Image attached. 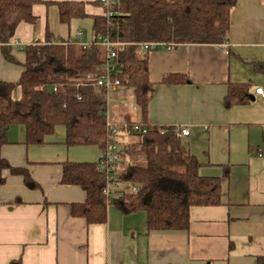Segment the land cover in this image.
I'll return each mask as SVG.
<instances>
[{
  "label": "crops",
  "instance_id": "0c3cea01",
  "mask_svg": "<svg viewBox=\"0 0 264 264\" xmlns=\"http://www.w3.org/2000/svg\"><path fill=\"white\" fill-rule=\"evenodd\" d=\"M86 9L90 15L104 12L90 4ZM33 14L36 23H21L11 41L15 62L5 59L0 46V81H19L23 48L43 43L47 29L63 41L92 40H77L76 34L72 39L54 4L37 5ZM255 63L263 70L256 71ZM171 74L188 75L190 82L163 85ZM149 77L154 90L147 123L189 130L181 141L201 164L202 176L221 178V205L191 208L185 231H148L146 213L123 216L112 205L105 224H88L72 215V205L86 201L85 192L61 183L67 161L30 155L23 140L12 138L11 126L1 156L27 168L39 187L30 189L23 177L4 173L0 264H264V99L255 94L264 89V0H238L224 45H179L149 53ZM242 83L250 84V102L227 109L229 86ZM124 90L113 95L109 121L121 125L128 116L140 124L138 106L133 117L129 112L116 117L119 107L129 108Z\"/></svg>",
  "mask_w": 264,
  "mask_h": 264
},
{
  "label": "trees",
  "instance_id": "16d2710c",
  "mask_svg": "<svg viewBox=\"0 0 264 264\" xmlns=\"http://www.w3.org/2000/svg\"><path fill=\"white\" fill-rule=\"evenodd\" d=\"M238 0H115L110 6L100 0H0V46L6 60L15 62L10 44L21 23L35 24L33 8L54 4L63 25L91 19L92 40L89 43L57 39L49 29L41 44L23 48L25 62L17 83L0 81V185L4 173L23 177L25 185L37 189L27 168L12 166L1 156L8 144L11 126L25 129L24 144L43 145L60 126L65 128V145L97 147L102 157L98 162L62 163L63 185L77 186L86 201L72 205V215L88 224H105L112 205L123 216L144 212L148 231H185L193 207L219 206L222 203L221 178L200 174L201 164L190 154L174 127L147 123L148 106L154 90L149 77V53L141 44L224 45L231 26V10ZM102 8L111 16L90 15L87 5ZM108 37L116 47L114 64L120 67L117 77L123 87L133 90L140 109L141 125L146 134H134L137 141L127 148L133 159L125 174L117 178L139 187L137 194L124 193L109 202L104 194L105 172L100 164L111 144L108 131L109 98L106 90L94 87V78L104 71L107 51L99 41ZM256 71L263 64L255 63ZM188 75H166L163 85H184ZM20 90L17 99L14 94ZM54 89L57 91L55 92ZM250 84H231L225 107L243 106L250 102ZM126 125H132L126 118ZM123 125V124H121ZM120 130H124L122 126Z\"/></svg>",
  "mask_w": 264,
  "mask_h": 264
},
{
  "label": "built area",
  "instance_id": "2783aa9c",
  "mask_svg": "<svg viewBox=\"0 0 264 264\" xmlns=\"http://www.w3.org/2000/svg\"><path fill=\"white\" fill-rule=\"evenodd\" d=\"M114 1L115 0H100V2L105 6H110L114 3ZM103 15L109 17L111 16V13L104 11ZM76 36L82 37L83 33L77 30ZM99 44L105 47L107 51V63L104 71L101 72L99 76L94 78V87H96L99 91L106 90L107 97L110 98L111 93L116 92L118 89L123 87L121 79L117 77L118 73L120 72V67L114 64V58L116 57L115 48L122 47V45L113 43L108 37L102 38L99 41ZM176 47L177 46L175 44H141V49L143 52H153L159 49L170 52L174 51ZM54 91L56 92L57 90L54 89ZM255 94L264 99L263 88L256 89ZM107 126L111 136V144L103 156L100 168L101 171L105 172L107 184L104 194L107 196L109 202H113L119 200L124 193L137 194L139 191V187L137 185L123 183L117 178L118 166L122 159V154L119 152L122 147L120 135L124 130L132 134H146L147 128L138 123H133L132 125H117L111 123L110 121L108 122ZM120 126H122L124 130H120ZM174 131L176 136L180 139L189 136V130L187 129L174 127ZM260 157H264V153H261Z\"/></svg>",
  "mask_w": 264,
  "mask_h": 264
},
{
  "label": "rangeland",
  "instance_id": "374dc122",
  "mask_svg": "<svg viewBox=\"0 0 264 264\" xmlns=\"http://www.w3.org/2000/svg\"><path fill=\"white\" fill-rule=\"evenodd\" d=\"M91 26H92L91 19H87V20H78V21L72 22V25L70 26L69 29L65 26H62V27L64 30L70 31L72 39L76 37L75 34H76L77 29L82 31L84 34V38H81V37L77 38V40H80V39L91 38L92 36ZM124 89L126 88L122 87L118 89L117 91L120 92L121 90H124ZM124 91H127L129 94L130 104H129V108L119 107L117 109V114H116L117 119L119 117H123L128 112L133 117L134 108L137 109L133 90H131L130 88H127ZM116 92L111 93L110 98H109V102H110L109 106H112L111 103L113 101V95L116 96ZM14 97L17 99L20 97L19 89L15 92ZM10 132L14 140L19 141L21 139L25 141V129L23 126L15 125ZM65 139H66L65 128L60 126L56 129V132L54 133V135L48 138V141L52 144H49V142H47L46 144H43V145L28 146L30 148V155L50 157L55 160H62V161H67V162L96 161L102 156L101 151L97 147L74 146L68 149V147L65 145ZM120 139L122 141V145H121L122 147L119 150V152H121L122 154V159H121V162L119 163V166H122V169L124 171L121 173L124 175L125 172H127L130 166L132 165V161H133V159L127 155V152H126L127 148L131 143L137 141V137H135L134 134L128 133L127 131L124 130L122 131L120 135Z\"/></svg>",
  "mask_w": 264,
  "mask_h": 264
},
{
  "label": "water",
  "instance_id": "95a60500",
  "mask_svg": "<svg viewBox=\"0 0 264 264\" xmlns=\"http://www.w3.org/2000/svg\"><path fill=\"white\" fill-rule=\"evenodd\" d=\"M254 99L252 98V101H253Z\"/></svg>",
  "mask_w": 264,
  "mask_h": 264
}]
</instances>
